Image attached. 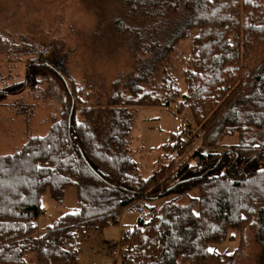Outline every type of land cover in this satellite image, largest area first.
<instances>
[{"label": "trees", "instance_id": "obj_1", "mask_svg": "<svg viewBox=\"0 0 264 264\" xmlns=\"http://www.w3.org/2000/svg\"><path fill=\"white\" fill-rule=\"evenodd\" d=\"M116 1L123 15L113 20V29L130 35L136 70L112 82L104 110L82 107L81 90L72 79L74 98L49 65L31 64V76L54 78L61 113L45 135L0 155V264H78L79 238L116 222L129 205L141 206L142 215L121 238L127 248L119 264H216L222 258L210 246L231 240V231L242 239L254 218L261 243L264 148L215 140L240 130L253 116L249 106L264 105V0ZM188 37L182 91L166 58L179 39ZM171 105L177 113H190L201 133L199 148L167 177L183 154L176 148L180 139L173 138L144 177L129 149L133 108ZM210 143L215 148L208 150ZM67 186L76 188V209L39 232L42 195L60 203ZM147 190L150 194L143 196ZM159 197L165 198L160 215L143 213L147 206L140 199ZM181 198L187 202L180 203Z\"/></svg>", "mask_w": 264, "mask_h": 264}, {"label": "rangeland", "instance_id": "obj_2", "mask_svg": "<svg viewBox=\"0 0 264 264\" xmlns=\"http://www.w3.org/2000/svg\"><path fill=\"white\" fill-rule=\"evenodd\" d=\"M122 15L116 0H0V155L18 151L30 137L45 135L50 125L60 117L57 83L52 76H31L32 63L45 62L57 70L65 78L64 84L71 97L72 79L81 90L82 107L104 110L112 82L119 78L124 81L136 70L135 47L130 35L113 29V20ZM190 41L191 37L179 39L166 58L182 91L185 85L181 68ZM252 63L256 65L258 61L253 60ZM251 68L249 62L246 69L249 71ZM159 76L158 71L154 83L159 81ZM255 92L253 89L252 94ZM133 110L129 149L142 176L152 173L157 161L166 155L163 146L172 144L177 136L185 140L186 143H182L190 150L191 158L192 151L199 148L201 133L187 110L177 113L174 105L140 106ZM247 111L253 113L252 118L246 119L240 130L217 137L215 144L253 142L264 148V105L258 108L249 106ZM76 117L78 121L84 118L79 110ZM186 123L190 124L189 128L185 127ZM180 134L182 136L179 137ZM210 144L212 147L206 149L215 148V144ZM169 156L170 153L165 160ZM170 172L167 177L172 175ZM148 194L147 190L143 196ZM77 200L74 186L64 188L60 203L44 193L41 204L46 213L37 218L38 230L65 213L73 212ZM140 200V205L144 203L147 206L143 213H147L150 207L159 206L165 198ZM179 202L186 203L187 199L181 198ZM140 215L141 206L129 205L116 222L93 228L80 237L78 264H118L116 247L109 242L119 240L136 224ZM252 220L254 225L246 226L242 239L238 231H231V240L210 246L214 254L222 258L216 264H224L229 255L233 256L231 264H264V233L259 229L261 243L258 242V222L255 218ZM29 257L32 258L29 254L27 260Z\"/></svg>", "mask_w": 264, "mask_h": 264}, {"label": "built area", "instance_id": "obj_3", "mask_svg": "<svg viewBox=\"0 0 264 264\" xmlns=\"http://www.w3.org/2000/svg\"><path fill=\"white\" fill-rule=\"evenodd\" d=\"M188 123H186V125H187ZM186 127V126H185ZM185 129V128H184ZM183 129V132L185 133V130ZM180 136H182V134H180L179 135V137ZM182 141L183 142H185V140H180V142H179V144L176 146V148L177 149H181V148H183V154H182V156H181V158H180V160L175 164V166H174V168L172 169V172H170V173H174V172H176L177 170H179L182 166H184L186 163H188L189 161H191V155H190V153H189V151L190 150H187V147L186 146H183V145H185L184 143H182ZM186 143V142H185ZM184 164V165H182L181 166V164ZM42 213H46V211L45 210H43V212ZM147 215L149 216V217H155V216H158V215H160V206H152V207H150L149 209H148V211H147ZM125 234V233H124ZM124 234L122 235V236H124ZM122 238V237H121ZM121 238L119 239V240H116V241H110L109 242V245H113L114 246V248L116 249V262H118V264H119V261H120V255H121V253L123 252V250L125 249V248H127V245H124L122 242H121Z\"/></svg>", "mask_w": 264, "mask_h": 264}, {"label": "crops", "instance_id": "obj_4", "mask_svg": "<svg viewBox=\"0 0 264 264\" xmlns=\"http://www.w3.org/2000/svg\"><path fill=\"white\" fill-rule=\"evenodd\" d=\"M37 220H38V219H36V222H37ZM48 225H50V224L45 225V227L42 228L41 230H39V232H42V231H43ZM124 233H126V232H124ZM28 261H29V262H33V261H34V257H32V258L29 257Z\"/></svg>", "mask_w": 264, "mask_h": 264}, {"label": "water", "instance_id": "obj_5", "mask_svg": "<svg viewBox=\"0 0 264 264\" xmlns=\"http://www.w3.org/2000/svg\"><path fill=\"white\" fill-rule=\"evenodd\" d=\"M56 72L61 76V78L63 79L64 83L66 82L65 81V78L56 70ZM71 110H72V106H71Z\"/></svg>", "mask_w": 264, "mask_h": 264}, {"label": "snow or ice", "instance_id": "obj_6", "mask_svg": "<svg viewBox=\"0 0 264 264\" xmlns=\"http://www.w3.org/2000/svg\"><path fill=\"white\" fill-rule=\"evenodd\" d=\"M210 251H211V249H210Z\"/></svg>", "mask_w": 264, "mask_h": 264}]
</instances>
